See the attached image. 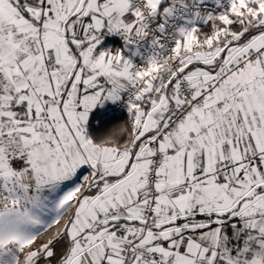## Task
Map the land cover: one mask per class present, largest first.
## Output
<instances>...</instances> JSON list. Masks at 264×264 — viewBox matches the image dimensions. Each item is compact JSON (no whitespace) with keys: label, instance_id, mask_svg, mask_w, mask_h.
<instances>
[{"label":"snow or ice","instance_id":"snow-or-ice-1","mask_svg":"<svg viewBox=\"0 0 264 264\" xmlns=\"http://www.w3.org/2000/svg\"><path fill=\"white\" fill-rule=\"evenodd\" d=\"M0 264H264V0H0Z\"/></svg>","mask_w":264,"mask_h":264}]
</instances>
